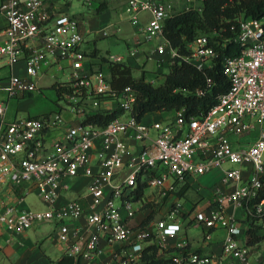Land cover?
Returning a JSON list of instances; mask_svg holds the SVG:
<instances>
[{"label":"built area","instance_id":"obj_1","mask_svg":"<svg viewBox=\"0 0 264 264\" xmlns=\"http://www.w3.org/2000/svg\"><path fill=\"white\" fill-rule=\"evenodd\" d=\"M69 2H0L5 18L0 27V58L10 66L22 60L26 69L24 76L10 72L5 85L0 80L5 92L0 98V230L16 234L39 221L54 220L57 239L81 264H144L143 249L149 238L161 242L166 235L182 230L184 200L175 191L183 184L176 187L175 179L185 183L190 176L229 164L212 189V202L191 216L193 223L204 227V240L215 228L226 230L220 253H202L184 241L167 260L155 264H235L234 259L238 264H254L249 247L239 243L236 235L250 221L264 231V198L258 199L264 185V14L238 15L236 25L231 24L234 36L222 38L223 45L232 39L238 46L235 53L222 58L230 85L203 115L185 117L180 108L165 118L147 121L133 112L137 95L131 85L116 91L100 69L82 71L87 54L82 47L85 33L79 18L67 12ZM202 2L124 0L122 13L141 39L129 47L126 56L109 53L107 60L128 62L140 42L154 40L157 65H169L178 58L198 69L211 66L218 55L211 39L214 34L197 35L182 52L163 32L166 18L185 9H201ZM142 13L147 14L145 19ZM64 62L70 68L72 90L63 96L73 112L71 119H65L59 110L6 118L9 98L36 90L35 78L46 67H63ZM107 99L121 108L118 115L104 124L84 121L87 113ZM55 131L58 134L51 135ZM244 135L253 139L239 142ZM79 176L88 178L85 202L63 199L72 179ZM25 180L44 207L19 208L4 200L5 185ZM228 182L234 185L224 189ZM146 189L156 191L158 197L174 194V200L162 216L130 225L128 219L142 206ZM227 204L244 208L243 221L227 211Z\"/></svg>","mask_w":264,"mask_h":264},{"label":"crops","instance_id":"obj_2","mask_svg":"<svg viewBox=\"0 0 264 264\" xmlns=\"http://www.w3.org/2000/svg\"><path fill=\"white\" fill-rule=\"evenodd\" d=\"M83 2L88 4L89 7L93 5V9L88 15H85L84 13L76 15L79 18L84 33L85 31H93L96 36H107L119 31L120 26L115 21L110 20L112 12L117 13L122 19H127L126 15L122 13L124 0H121V2H119V0H83ZM70 4L71 0L68 3V7L70 6ZM118 4H120L119 8L117 7ZM146 16L147 14L145 13L141 14L142 19H145ZM99 18H102L107 23L100 27H94L96 19ZM127 21L129 20L127 19ZM4 24L5 18L0 12V27H2ZM133 30H136V28L133 27ZM131 35H134L135 37V32L133 31ZM139 39L140 38L136 39V44ZM127 43L129 44V47L135 45H130L129 41ZM84 50L87 54L84 59V67L82 68V71L91 72L93 69L98 68L107 77L110 78V72L108 68L109 61L107 60V57L99 54V49H97L96 47L91 50L84 48ZM147 52L149 53V51L146 49L140 50L138 48L135 57L131 58L130 61H128L129 64L132 65V74L134 67L140 68L141 72L142 70H144V76L146 80L151 81L153 84H159L163 81L165 73L169 69V65L167 63L157 65L155 62L153 70H151L152 75L148 77L146 75L148 69L142 67V64H140V59L145 54H148ZM102 57H105L106 60H103ZM68 67V62H64L63 67H59L56 64L46 67L35 78L37 86L36 90L31 91L24 96L15 97L16 100H13V102L11 101V99L7 101L5 114L6 118L11 119L16 115L40 116L46 114V112L52 113L59 110L60 114L65 119H71L74 116L73 112L67 106H62L59 103H55L57 104L56 108L53 107L50 109H42L36 112L22 111L27 109L30 103V101H25V99L31 98L34 93L38 92V80L43 76L50 75L55 77V79L50 82V84L40 86L52 90L55 99V90L51 87V84L55 81H68L70 78L69 72H67L66 79H57L60 77V75L64 74V69ZM10 72L24 76L26 74L24 62L20 60L14 62L10 66L5 58H0V80L3 85H5L6 77L10 74ZM3 97H5V92L3 89H0V98ZM114 107L115 102L112 99L102 101L99 106V108L103 109H110ZM159 117H162V111L160 110L150 111L142 116V118L147 121ZM53 134L57 135L58 132H51V135ZM241 138L239 137V142H242L244 140L243 138ZM229 166L230 165L227 164L222 166H215L205 173H202L198 176H190L185 179V182H187L189 186L183 191L182 194H179L177 190L175 191V195H182L180 197L184 200L185 220L182 224V230L178 231L176 234L166 235L161 242L158 241V239L155 237L149 238L144 244V248H147V252L151 251V248L149 246L152 245L155 248L156 258L167 260L170 257L172 250L179 248L184 244V241H186L188 247L199 252L220 253L222 248V239L226 234V230L221 227L215 228L214 230H212L210 238L208 240H204V227L200 224L193 223L191 221V216L194 210L205 207L212 202V189L215 183L219 180L220 176L223 174L224 170ZM87 182L88 178L85 176L73 178L71 181V188L64 193L63 199L79 198V200L84 203L87 199V196H83ZM183 182L184 180L182 179H175L176 187H180ZM233 185V182H228L223 185V188L228 189ZM2 196L6 202L14 203L19 208H42L45 206L41 200H36V198H39V196L28 180H25L20 184L9 182L7 185H5L2 191ZM172 200H174V194H169L167 197H158L156 191L152 192L151 189H146L142 195V206H140L139 209L136 210L134 215L128 219L129 224L134 226L140 223L145 218L156 219L162 216ZM226 209L228 212L235 214L242 221L246 216L244 208L242 206L227 204ZM56 229V221L43 220L35 223L30 229L25 230L21 233L8 234L7 232L0 230V264H56L57 259L65 253L63 245L59 242L55 235ZM195 229L196 231H194ZM257 234L260 236V238H258V240L253 243H248L246 230L241 234L236 235V239L239 243L246 244L249 247L250 255L254 260V264H264V257H262L261 259L259 256L260 253L258 252H264V246L261 247V243L264 242V231L259 228L257 230ZM107 257L109 258L108 255ZM234 262L235 264H238V260L234 259Z\"/></svg>","mask_w":264,"mask_h":264},{"label":"trees","instance_id":"obj_3","mask_svg":"<svg viewBox=\"0 0 264 264\" xmlns=\"http://www.w3.org/2000/svg\"><path fill=\"white\" fill-rule=\"evenodd\" d=\"M263 14L264 0H203L201 9H185L166 18L163 32L170 43L182 52L187 50V44L197 35L214 34L211 39H214L213 44L218 50V55L213 59L211 66L198 69L189 61L175 58L169 64L163 81L153 84L145 79L144 70L139 76H134L129 62L109 61L110 83L116 91L125 85L132 86L137 95L133 112L138 118L150 111H174L180 108H183L185 117L201 116L215 103L218 95L225 92L230 85L229 78L222 70V58L226 54L235 53L238 46L232 39L223 45L222 38L234 36L235 29L231 28V24L236 25L238 15L259 17ZM102 59L106 60L105 57ZM68 82L60 84L59 81H55L51 84L56 94L55 103H58L64 92L72 90ZM197 90H201V93L198 94ZM120 111L121 108L118 106L113 109L98 108L87 113L84 121L104 124ZM188 186L187 182L183 183L178 193L182 194ZM140 194L141 186L137 196ZM259 198H264V185L259 190ZM250 217H247L248 220ZM250 222L245 230L248 243H253L260 238L257 234L259 226ZM149 247L151 251L147 252V248L143 250L144 264H155L165 260L156 258L154 246ZM56 264H81V261L78 257L65 252L57 259Z\"/></svg>","mask_w":264,"mask_h":264},{"label":"rangeland","instance_id":"obj_4","mask_svg":"<svg viewBox=\"0 0 264 264\" xmlns=\"http://www.w3.org/2000/svg\"><path fill=\"white\" fill-rule=\"evenodd\" d=\"M119 2H121V0H119ZM118 2V3H119ZM120 4L117 5V7L119 8ZM93 9V5L89 7L88 4L84 3L83 0H71V4L70 6L67 8V12L70 14H74V15H78L81 13H84L85 15H88L91 10ZM110 20L111 21H115L119 26H120V30L115 32L114 34H110L107 36H96V34L93 31H85V40L83 42V47L87 48V49H93L94 47H96L97 49H99V54L104 55V56H108L109 53L111 54H121L126 56L127 55V51H128V47L129 44L127 43L128 41L130 42V45L132 44H136V39L140 38L141 39V33L137 32L136 30H133V27L135 28V25L129 21H127V19H122L120 18V16L115 13L112 12L111 16H110ZM107 22H105L102 18L96 19V23L94 25V27H100L105 25ZM135 32V37L134 35H131L133 31ZM112 31V30H111ZM136 38V39H135ZM138 48L140 50H148L149 53H151L149 56L148 54H145L144 56H142V58L140 59L142 64V67H145L146 69H148V71L146 72V75L148 77H150L152 75L151 70H153L154 64H155V53H152V50L155 47V43L154 40L149 41V42H140L138 45ZM147 61V62H146ZM139 64V65H140ZM69 67L64 69V74L60 75L59 78H57L58 80L60 79H66L67 77V72H69ZM140 68H133V75L134 76H138L140 74ZM55 79L54 76H43L41 78H39L38 80V92L34 93L33 96L31 98H26L25 101H30L27 109L22 110L23 112H36L42 109H50V108H56L57 104H55L54 102V93L52 90H50L49 88H44V87H40V86H44L45 84H50V82H52ZM156 82V81H155ZM42 91H41V90ZM45 89V90H44ZM13 102V100H16L15 97H11L8 100H10ZM11 102V103H12ZM68 102V99L65 98L64 96H62L61 99L58 100V103L62 106H66ZM173 111H166V110H162V117H166L170 114H172ZM244 140L242 141L243 143L246 141H251L253 139V136L251 135H244L242 137ZM241 138V139H242ZM229 165V164H227ZM37 201H40V199L37 197L36 198ZM41 203V202H40ZM38 223V222H37ZM194 229V228H193ZM196 231V229L194 230ZM264 246V242L261 243V247ZM261 250V249H260ZM260 254V258L262 259L263 256V251H258Z\"/></svg>","mask_w":264,"mask_h":264},{"label":"clouds","instance_id":"obj_5","mask_svg":"<svg viewBox=\"0 0 264 264\" xmlns=\"http://www.w3.org/2000/svg\"><path fill=\"white\" fill-rule=\"evenodd\" d=\"M169 231H171V228L169 229Z\"/></svg>","mask_w":264,"mask_h":264}]
</instances>
